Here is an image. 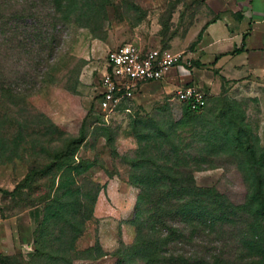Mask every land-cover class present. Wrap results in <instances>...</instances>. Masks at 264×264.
I'll use <instances>...</instances> for the list:
<instances>
[{
  "label": "rangeland",
  "instance_id": "374dc122",
  "mask_svg": "<svg viewBox=\"0 0 264 264\" xmlns=\"http://www.w3.org/2000/svg\"><path fill=\"white\" fill-rule=\"evenodd\" d=\"M263 1L255 0L253 6L259 8ZM250 2L62 0L58 7L56 0H0L2 257L14 264H57L67 249L69 262L82 256L74 225L79 213L92 214L99 189L102 218L86 223L84 237L113 233L115 264L145 263L130 247L138 239V224L151 212L147 200L199 194L235 204L245 201V169L253 161L234 146L226 147L224 140L209 137L207 123L199 117L211 112L214 119L231 109L237 129L252 137L244 140V149L264 147V55L258 53L264 49L253 50L258 52L240 63L230 60L222 68L215 63L217 56L234 50L238 35L249 31V20L240 14ZM133 42L181 55L180 78L144 85L108 117L98 106L107 56ZM243 65L254 72L239 71ZM183 86L199 87L205 106L188 114L176 95ZM83 133L71 167L64 158L49 169L54 156ZM32 170L39 173L32 185L20 196L9 194ZM192 185L199 191L191 192ZM247 219L218 223L193 237L186 223L175 222L182 237L159 258L183 259L178 264L248 263ZM39 245L42 257L35 255Z\"/></svg>",
  "mask_w": 264,
  "mask_h": 264
},
{
  "label": "trees",
  "instance_id": "16d2710c",
  "mask_svg": "<svg viewBox=\"0 0 264 264\" xmlns=\"http://www.w3.org/2000/svg\"><path fill=\"white\" fill-rule=\"evenodd\" d=\"M254 1L255 0H251L250 4L253 5ZM61 2L62 0H56L58 7L61 6ZM240 17L243 19L244 15L240 14ZM207 26L208 25H206L199 34V41L202 39ZM247 37L248 35H244L243 42L240 47L236 46L233 51L217 56L215 63H217L218 60L224 56L240 55L247 52ZM197 65L198 67L202 66L200 63H197ZM223 80L225 81L226 79L223 78ZM186 107L188 114L196 112L190 109L189 106L186 105ZM211 114V112H207L199 117L200 121H205L207 123L209 137L224 140L226 142V147L234 146V149L248 154L249 157L247 158H250L253 161L254 166L252 168L245 169L247 174L245 176V180L249 189V195L242 204H235L229 199L222 198L205 199L199 194H195L194 197L190 199L179 198L175 200H168L163 198L155 201L147 200L145 204L151 206V212L145 220L138 224V239L134 245L130 247L132 251L141 253L145 262L144 264H178V262H183V259L175 261L171 258L170 260L159 258L162 254L168 252L166 249L168 244L177 242L182 237L178 229L173 225L175 222L179 221L186 223L191 230L190 236L193 237L196 232H203L207 229L212 230L218 223H233L236 218L243 216L248 218V224H250L249 231L251 239L247 242V246L251 251L250 256L252 257L248 263L244 264H264V147L262 149H258L257 146L253 145L244 149V140H252V137L249 136V131H245L242 128L237 129L238 118L233 110H221L219 114L215 115L214 119L210 117ZM197 118L198 117H196V119ZM83 142L84 133L79 139L70 142L66 150L57 153L48 168L50 169L61 163L64 158H66L67 166L70 168L74 163L71 156L77 148V145ZM224 148L225 147H221V149ZM37 175H39V173L32 170L22 183L9 194L19 196L22 195V192L32 185ZM198 191L199 190L192 185L191 192ZM100 192L101 191L99 189L98 193L100 194ZM99 194L96 195L92 202V214L83 215L79 213L77 216V220L74 225V232L76 234L74 238L75 243L85 235L86 223L95 219L94 213ZM61 203L62 202L59 201V206ZM81 206L84 208L82 203ZM80 211L82 212V209ZM54 215L56 218H59L61 213L60 211H56ZM137 215H139V212ZM145 228L148 229V233H145ZM165 232L167 236H165ZM72 244L70 243L68 246L72 247ZM163 247H165V249H163ZM41 249L42 246L39 245V249H36L35 255L40 257L44 256L45 253L42 252ZM68 252L69 249H67V254H62L55 259L57 264H74L78 260L98 259L107 255L103 251L100 244H97L95 247L87 250H79L78 253L82 256L75 257L70 262L67 256ZM117 263L119 264L120 261L118 260ZM0 264L14 263L10 257H2L0 255ZM187 264L194 263H191L188 260Z\"/></svg>",
  "mask_w": 264,
  "mask_h": 264
},
{
  "label": "built area",
  "instance_id": "2783aa9c",
  "mask_svg": "<svg viewBox=\"0 0 264 264\" xmlns=\"http://www.w3.org/2000/svg\"><path fill=\"white\" fill-rule=\"evenodd\" d=\"M182 62V56L169 49L147 48L134 42L111 50L98 97L100 110L108 117L116 114L144 85L163 81L170 70L181 69ZM176 95L194 111L206 104L204 93L195 86L180 87Z\"/></svg>",
  "mask_w": 264,
  "mask_h": 264
},
{
  "label": "crops",
  "instance_id": "0c3cea01",
  "mask_svg": "<svg viewBox=\"0 0 264 264\" xmlns=\"http://www.w3.org/2000/svg\"><path fill=\"white\" fill-rule=\"evenodd\" d=\"M244 10H245L243 13L244 19L249 20V31L245 32V35H248V37L246 38L247 52H244L240 55L229 56L228 58H231L229 60H228L227 56L220 58L218 60V62L216 63L219 68H222L223 65H225L227 63V61L229 62L230 60H233V61L238 60L240 63V61H242L244 58L252 57V55H254L255 52H258V51H259L258 52L259 54L264 55V53L261 52L260 50L255 51V52L253 51L255 49H264V1H263V5L259 8H255L251 4H245ZM243 37H244L243 35H241V36L238 35L236 37V40L233 41L234 44H237V46L240 47L242 42H243ZM239 71H243L245 74L254 72L250 65H243L241 67V70H239ZM179 73H180L179 70H170L168 72L166 78L161 82L166 81V83H168V82L171 83L172 79H174L176 77L180 78ZM190 76H191V73H190ZM181 77L186 78L187 75L182 74ZM211 89L214 91L215 87H212ZM106 187H107V185H106ZM106 187H105V190H106ZM99 203H100V201L97 202V205L95 207V213H94V216L97 219L102 218L100 215V212H99ZM106 238H107V240H106ZM103 239H105V240H103ZM110 239H111V243L109 245L106 244L105 241H109ZM113 241H114L113 233H111L110 231L109 232L104 231V234L102 232L100 235V238L96 234V232H94V234L89 233L85 237L83 236L79 241V246H80L81 250H87V249L95 247L97 244H100L103 251L107 255H105L101 258H98V259H87V260H78V261L86 263V264H92V263H95V264H101V263L115 264V261H113L114 259H113V256H112L111 250H110L112 247H114V245L112 244ZM111 245H113V246L111 247ZM78 261H76V262H78Z\"/></svg>",
  "mask_w": 264,
  "mask_h": 264
}]
</instances>
